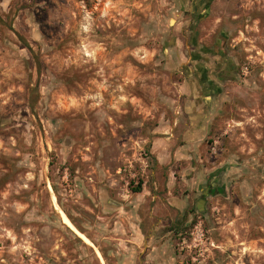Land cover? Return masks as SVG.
Here are the masks:
<instances>
[{
	"label": "rangeland",
	"instance_id": "obj_1",
	"mask_svg": "<svg viewBox=\"0 0 264 264\" xmlns=\"http://www.w3.org/2000/svg\"><path fill=\"white\" fill-rule=\"evenodd\" d=\"M181 1L0 0V264L71 263L55 205L90 237L72 232L88 264L134 255L100 238L150 231L181 234L155 264H264V0H208L205 16ZM201 86L207 119L185 143Z\"/></svg>",
	"mask_w": 264,
	"mask_h": 264
},
{
	"label": "flooded vegetation",
	"instance_id": "obj_2",
	"mask_svg": "<svg viewBox=\"0 0 264 264\" xmlns=\"http://www.w3.org/2000/svg\"><path fill=\"white\" fill-rule=\"evenodd\" d=\"M216 47V46H215ZM218 176H216V173H213L209 175L206 183V187L204 191L201 193L202 198H207L210 196H213L217 193V179ZM201 201L199 200L197 203V207H200L199 203ZM71 222V221H70ZM83 233V232H81ZM84 234V233H83ZM87 238H90L88 234H84ZM122 237H102L98 240V244H106V245H116V246H124L125 250L131 251L133 253V256H130L131 259H125L124 254H119L118 259H120L121 264H155L154 263V256L153 253L158 249L157 245L164 246L166 244L167 248H170L169 242L173 238L174 234L169 235L167 233V240L166 243H164V236L161 237V241H157L159 237H154V233L152 231L146 233L145 235L141 232L138 234L136 232L132 233H122ZM180 237V233L175 234V236ZM174 236V237H175ZM179 242L180 240L183 243L182 239H177ZM72 245L71 254H73L74 258L71 260L70 264H88V256H89V248L87 245L83 244L72 232H71V238L69 239ZM110 241V242H109ZM77 245V246H76ZM177 245V244H176ZM73 246H75L73 248ZM131 248V249H130ZM138 249V251H136ZM169 250V249H168ZM93 253L96 259V262L98 264H104V254L101 253L100 257H97L94 249ZM163 252V257L164 256ZM118 256V254H117ZM122 256V257H121ZM103 257V258H102ZM169 258L170 255L166 256V263L169 264ZM117 257L115 259L110 260V263L116 264Z\"/></svg>",
	"mask_w": 264,
	"mask_h": 264
},
{
	"label": "crops",
	"instance_id": "obj_3",
	"mask_svg": "<svg viewBox=\"0 0 264 264\" xmlns=\"http://www.w3.org/2000/svg\"><path fill=\"white\" fill-rule=\"evenodd\" d=\"M181 2H182L181 8H183V6H185V7H188L187 10H189L190 13H193V15L205 16V14L207 12L206 11V4L209 1L208 0H183ZM203 2H204V4H203ZM201 4H203L202 7H201ZM181 24L182 23L179 22L178 26H181ZM211 59H212L211 56H210V58H208L206 56L194 57L192 61H193V64L197 62V63L205 66V67H203L201 65H198V67H200V68L203 67L202 70L205 71L208 69V67H207L208 65L206 66V63L209 62V60H211ZM189 60H191V59H189ZM204 76L205 75L201 74V72H200V77H204ZM206 76H208V75H206ZM206 76L204 79H206V78L210 79L209 77H206ZM187 91L188 92L191 91V96L193 97V100L198 95L201 96V97L198 96L199 99L201 100V102H200L201 104L197 103V100H199L198 98L195 99V101H191V99H188L187 105L185 104L183 107V112L186 115V118L188 119V121H190V122H188L187 130H185L182 138H183V140H185V143H192V142L196 143V140L199 139V136L202 132V131L201 132L199 131V127H201L200 126L201 122L203 119H205V117H206L205 114L208 111L207 107L209 105L208 104V101H209L208 97L210 96V90L207 86H204V87L201 86L200 91H197V93L195 91L193 92L192 90H188V89H187ZM198 105H200V106H198ZM206 119H207V117H206ZM201 130H203V129H201ZM156 144H160V141H159V143H157L155 140L154 145H153V154L155 153L154 147ZM186 148L191 149V147H186ZM152 156L159 165H163V164H165V161L171 155H152ZM178 156L185 161H190L192 158L195 157L197 159V161H199L200 163L205 159L203 157V155H174L175 159H177ZM189 170H190V168H189ZM210 170L211 169H209V168L204 169L205 172H209ZM200 174L202 175L204 173L201 172Z\"/></svg>",
	"mask_w": 264,
	"mask_h": 264
},
{
	"label": "bare ground",
	"instance_id": "obj_4",
	"mask_svg": "<svg viewBox=\"0 0 264 264\" xmlns=\"http://www.w3.org/2000/svg\"><path fill=\"white\" fill-rule=\"evenodd\" d=\"M52 202H55L54 198H52ZM55 209H57V211H58V213L60 215V219H61L62 223L65 226H67L74 234H76L77 237L80 238L85 244H87L89 246H92L91 242L72 225V223L69 221V219L57 207V205H55ZM95 254L97 255V257H100L98 251H96Z\"/></svg>",
	"mask_w": 264,
	"mask_h": 264
},
{
	"label": "trees",
	"instance_id": "obj_5",
	"mask_svg": "<svg viewBox=\"0 0 264 264\" xmlns=\"http://www.w3.org/2000/svg\"><path fill=\"white\" fill-rule=\"evenodd\" d=\"M140 186H141V183L140 181H138L136 184V187H134L133 189V193H140Z\"/></svg>",
	"mask_w": 264,
	"mask_h": 264
}]
</instances>
